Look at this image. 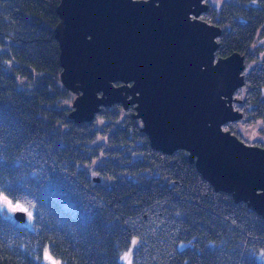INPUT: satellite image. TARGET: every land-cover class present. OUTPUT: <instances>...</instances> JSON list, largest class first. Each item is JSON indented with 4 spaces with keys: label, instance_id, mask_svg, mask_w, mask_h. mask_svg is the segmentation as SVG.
<instances>
[{
    "label": "trees",
    "instance_id": "1",
    "mask_svg": "<svg viewBox=\"0 0 264 264\" xmlns=\"http://www.w3.org/2000/svg\"><path fill=\"white\" fill-rule=\"evenodd\" d=\"M59 2L0 0V193L33 213L30 227L0 212V264H49L46 253L124 264L132 245L133 264H264V217L216 191L186 150L152 147L133 105L69 117ZM202 17L222 26L217 55L250 64L236 103L246 126L260 121L253 143L264 146V0H224ZM241 120L224 128L244 139Z\"/></svg>",
    "mask_w": 264,
    "mask_h": 264
},
{
    "label": "water",
    "instance_id": "2",
    "mask_svg": "<svg viewBox=\"0 0 264 264\" xmlns=\"http://www.w3.org/2000/svg\"><path fill=\"white\" fill-rule=\"evenodd\" d=\"M209 7L206 0H60L54 33L61 81L74 93L69 117L90 121L103 105H133L152 147L186 150L216 191L264 217V146L224 128L244 116L234 102L242 101L235 92L246 82L245 55H216L222 26L199 16ZM15 216L24 221L26 212Z\"/></svg>",
    "mask_w": 264,
    "mask_h": 264
},
{
    "label": "rangeland",
    "instance_id": "3",
    "mask_svg": "<svg viewBox=\"0 0 264 264\" xmlns=\"http://www.w3.org/2000/svg\"><path fill=\"white\" fill-rule=\"evenodd\" d=\"M224 0H210V2L212 3V5H215V6H219ZM245 61H246V58H245ZM250 69V64H247L246 62V68L244 70V73H245V77H246V73L248 72V70ZM246 83V82H245ZM245 85V84H244ZM244 85L240 88H244ZM244 93V91H243ZM236 97H239L237 95H235ZM74 97V93H73V96H71V99L68 101V105L71 106L72 108V99ZM242 98V101H243V97H240ZM241 102H237V103H242ZM237 103L234 102V106L235 108H238L239 110H241L243 113L244 111L237 106ZM244 118V116H243ZM242 118V120H243ZM241 120V119H240ZM239 121L238 123V128L239 130L241 131V134L244 136V141L247 140L246 142L248 143H253L256 139H260L261 136L259 135V131H258V128H259V125H260V121H257V122H254V123H251V125L249 126H246V124L243 122V121ZM255 144V143H253ZM89 173L90 175H99L98 173H96L92 167H90L89 169ZM5 195L0 193V208H2V212L3 214L14 220V221H17V222H20L22 224H25L27 226H30V227H33V213L31 210H29L28 208H26L23 204L19 203V202H12V205L15 206V205H20V207L16 208L15 211H13V209L11 207H9L8 205L4 204L3 203V197ZM9 200V199H8ZM18 210H23L26 212V219L24 221L22 220H17L16 219V216H15V213L16 211ZM31 212V216L28 215V213ZM132 251H133V245L131 247H128L127 249L123 250L121 252V254L119 255V258L120 260L124 263V264H133L132 263ZM127 256V259H125L124 257ZM259 260H261V256L258 257ZM45 261L49 264H60V261L57 260L53 255H51L50 253H46V258H45Z\"/></svg>",
    "mask_w": 264,
    "mask_h": 264
},
{
    "label": "snow or ice",
    "instance_id": "4",
    "mask_svg": "<svg viewBox=\"0 0 264 264\" xmlns=\"http://www.w3.org/2000/svg\"><path fill=\"white\" fill-rule=\"evenodd\" d=\"M3 203L8 205L9 207H11L13 209V211H15L16 208L20 207V205H18V204L13 206L12 202L10 200H8L7 196L3 197ZM0 212H2V208H0ZM28 215L31 216L32 215L31 212H29ZM124 258L127 259V256H125Z\"/></svg>",
    "mask_w": 264,
    "mask_h": 264
},
{
    "label": "flooded vegetation",
    "instance_id": "5",
    "mask_svg": "<svg viewBox=\"0 0 264 264\" xmlns=\"http://www.w3.org/2000/svg\"><path fill=\"white\" fill-rule=\"evenodd\" d=\"M207 2H209V4H210V6L212 5V3L210 2V0H206ZM210 8V7H209ZM203 12H205V11H203ZM203 12H201V14L199 15L201 18H203L202 17V14H203ZM204 19V18H203ZM208 21V20H207ZM209 22H211V21H209ZM218 49V48H217ZM217 51V50H216ZM217 55V54H216ZM217 56H220V55H217ZM223 56V55H222ZM230 122V121H229ZM240 137V136H239ZM241 138V137H240Z\"/></svg>",
    "mask_w": 264,
    "mask_h": 264
}]
</instances>
